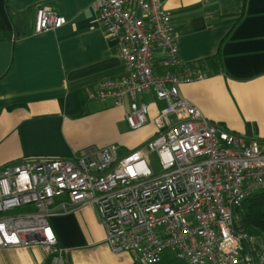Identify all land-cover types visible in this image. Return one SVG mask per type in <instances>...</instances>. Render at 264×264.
<instances>
[{
    "label": "built area",
    "instance_id": "1",
    "mask_svg": "<svg viewBox=\"0 0 264 264\" xmlns=\"http://www.w3.org/2000/svg\"><path fill=\"white\" fill-rule=\"evenodd\" d=\"M99 21L116 41L125 73L105 78L89 96L124 106L129 127L147 122L139 94L164 100L156 133L132 150L115 143L72 157L26 158L0 165V247L42 245L48 262L68 264L50 216L56 196L65 211L91 204L113 251L155 264L168 251L185 264H264V234L240 224L235 208L264 189V141L224 128L180 94L179 84L207 73L181 64L175 28L162 0H96ZM66 17L49 4L35 8L33 31L54 29ZM165 70L155 72L152 59ZM155 153L157 168L150 165ZM32 205L30 210L14 212ZM70 205V206H68Z\"/></svg>",
    "mask_w": 264,
    "mask_h": 264
},
{
    "label": "crops",
    "instance_id": "2",
    "mask_svg": "<svg viewBox=\"0 0 264 264\" xmlns=\"http://www.w3.org/2000/svg\"><path fill=\"white\" fill-rule=\"evenodd\" d=\"M41 3L66 22L34 32ZM162 5L175 28L181 64L220 58L216 71L181 82L180 94L209 119L264 141V0H162ZM0 18V165L72 157L115 141L129 146L149 136L145 123L128 126L124 106L89 96L100 80L125 73L116 41L99 21L96 0H0ZM160 57L156 51L155 72L166 69ZM138 99L149 109L156 101L152 91ZM65 198H54L58 211L49 220L68 264H139L131 253L109 247L95 206L63 211L59 202ZM47 262L39 243L0 247V264Z\"/></svg>",
    "mask_w": 264,
    "mask_h": 264
},
{
    "label": "trees",
    "instance_id": "3",
    "mask_svg": "<svg viewBox=\"0 0 264 264\" xmlns=\"http://www.w3.org/2000/svg\"><path fill=\"white\" fill-rule=\"evenodd\" d=\"M4 27L3 20L0 18V29ZM218 54L208 56L199 62V65L192 64L197 70H202L208 73V71H216L219 69ZM165 70H175L174 68H166ZM224 128L228 127L218 124ZM231 130V129H230ZM234 131V130H233ZM240 218L241 226L250 233L264 234V189H260L248 196L242 204L235 208ZM155 264H183L182 261L175 258L168 251L164 252L160 260ZM185 264V263H184Z\"/></svg>",
    "mask_w": 264,
    "mask_h": 264
},
{
    "label": "rangeland",
    "instance_id": "4",
    "mask_svg": "<svg viewBox=\"0 0 264 264\" xmlns=\"http://www.w3.org/2000/svg\"><path fill=\"white\" fill-rule=\"evenodd\" d=\"M152 105H153L152 108L154 109V112H153V109L150 106L149 112L147 114L148 120L145 123V127L150 130L149 136L148 137L146 136V138H144V139H142V140H140V141H138V142H136V143H134L132 145H129V146H127L125 144H122V142H120V141H115L114 143L117 146H119L121 149H123V152L124 151H128V150H132V149H134L136 147L142 146L149 137L153 136L156 133V128H155V124H154V121H153V117L157 113L159 108L164 105V102L162 100L156 99V101H154L152 103ZM149 159H150V165L153 168H157V158H156L155 153H150L149 154ZM32 208H33L32 205H26V207H18L16 209L12 210V211H14V212H22L24 210H30Z\"/></svg>",
    "mask_w": 264,
    "mask_h": 264
}]
</instances>
